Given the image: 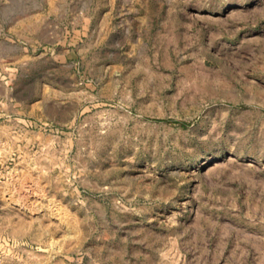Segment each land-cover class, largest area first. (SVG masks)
Here are the masks:
<instances>
[{"label":"rangeland","instance_id":"374dc122","mask_svg":"<svg viewBox=\"0 0 264 264\" xmlns=\"http://www.w3.org/2000/svg\"><path fill=\"white\" fill-rule=\"evenodd\" d=\"M0 264H264V0H0Z\"/></svg>","mask_w":264,"mask_h":264},{"label":"bare ground","instance_id":"6f19581e","mask_svg":"<svg viewBox=\"0 0 264 264\" xmlns=\"http://www.w3.org/2000/svg\"><path fill=\"white\" fill-rule=\"evenodd\" d=\"M29 216H30V220H41L45 215L43 216L42 214L39 215V214H35V213H34V214H33V213H30ZM48 217H49V216H48ZM48 217H47V218H48ZM58 217H59V216H58ZM40 218H41V219H40ZM45 218H46V217H45ZM50 220H51V219H50ZM42 221H43V220H42ZM42 221H41V222H42ZM53 221H54V220H53ZM37 222H39V221H37ZM41 222H39V223H41ZM48 223H49V222H48ZM52 223H53V222H52ZM56 223H57V222H56ZM56 223H55V224H56ZM55 224H54V225H55ZM56 225H57V224H56ZM56 227H57V226H56Z\"/></svg>","mask_w":264,"mask_h":264}]
</instances>
